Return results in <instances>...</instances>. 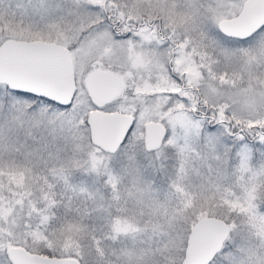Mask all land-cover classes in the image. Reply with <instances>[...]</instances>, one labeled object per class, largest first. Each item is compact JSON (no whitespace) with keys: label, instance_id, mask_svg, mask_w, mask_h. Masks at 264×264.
Segmentation results:
<instances>
[{"label":"snow or ice","instance_id":"snow-or-ice-1","mask_svg":"<svg viewBox=\"0 0 264 264\" xmlns=\"http://www.w3.org/2000/svg\"><path fill=\"white\" fill-rule=\"evenodd\" d=\"M0 264H264V0H0Z\"/></svg>","mask_w":264,"mask_h":264}]
</instances>
